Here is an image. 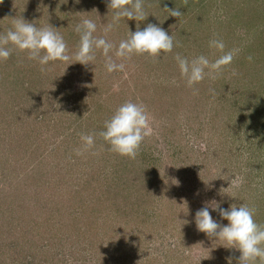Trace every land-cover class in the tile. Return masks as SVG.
Here are the masks:
<instances>
[{"label": "rangeland", "instance_id": "rangeland-1", "mask_svg": "<svg viewBox=\"0 0 264 264\" xmlns=\"http://www.w3.org/2000/svg\"><path fill=\"white\" fill-rule=\"evenodd\" d=\"M107 4L0 0L1 19L29 12V23L48 22L70 56L79 42L75 25L95 20L94 35L110 41L109 55L125 65L107 72L96 50L92 65L41 66L14 46L10 65L0 61V82L29 86L26 93L0 89V104L19 108H0V264H238L239 250L198 231L194 216L210 201L225 209L245 203L264 225V0H145L144 21L121 19L105 34ZM166 8L183 14L171 17ZM149 23L172 35V52L116 57L128 31ZM213 38L238 54L201 87H189L174 56L214 61L221 53L209 47ZM43 86L48 99L39 101ZM129 100L146 106L153 127L134 159L99 136ZM87 134L95 143L85 149ZM238 174L244 183L233 190Z\"/></svg>", "mask_w": 264, "mask_h": 264}, {"label": "clouds", "instance_id": "clouds-1", "mask_svg": "<svg viewBox=\"0 0 264 264\" xmlns=\"http://www.w3.org/2000/svg\"><path fill=\"white\" fill-rule=\"evenodd\" d=\"M144 3L145 0H108L107 7L112 10V22L104 26L105 34L121 19L144 21L149 16L145 12ZM166 9L171 17H180L183 14L178 8ZM74 31L79 34V42L74 55L70 56L67 54V44L56 28L48 22L43 27H37L20 16L13 21L12 28L0 34V61L11 56L13 48L8 45L27 52L28 58L41 66L56 60L92 65L96 59L95 51L101 50L106 57L107 72L123 71L125 65L115 63L109 55L114 45L104 37L94 35L97 31L95 20L82 19L75 25ZM209 47L221 53L214 61H210L205 55H198L191 60L180 54L174 56L179 73L189 87L201 82L210 73H219L224 66L231 64L239 51L238 49L225 51L224 42L216 38L209 41ZM173 48L172 35L163 28L149 23L142 30L137 27L135 32L128 31L127 37L116 46L115 56L126 58L133 54H147L157 57L161 52H172ZM150 121L146 106L129 100L113 111L110 118L104 122L99 136L110 145L112 152L134 159L143 140L153 134ZM81 140L85 149L91 148L95 143V135H82ZM243 183V175L238 174L230 179L229 186L233 190H238ZM210 209L217 211L227 224L217 222ZM254 215L255 208L245 203L238 206L232 204L225 209L219 202L210 201L196 211L194 223L198 231L205 233L209 238L215 237V240L224 242L219 246L239 250L238 264H257L258 261L264 264V225L258 224Z\"/></svg>", "mask_w": 264, "mask_h": 264}, {"label": "trees", "instance_id": "trees-1", "mask_svg": "<svg viewBox=\"0 0 264 264\" xmlns=\"http://www.w3.org/2000/svg\"><path fill=\"white\" fill-rule=\"evenodd\" d=\"M202 1V0H201ZM4 11H7V10H4ZM26 12H28V10L26 9ZM20 14V13H19ZM29 15V12L28 13H26V15H24V16H22L23 17V19H25L26 21H27V16ZM59 16V20H60V18L63 16L60 12H59V15L58 14H56V17H58ZM18 18V17H17ZM17 18H15L14 17V20L15 19H17ZM10 20H6V18H5V16H4V18L3 19H1L0 18V31H7V30H9L10 28H12V26H13V22H10L11 21V19H13V18H9ZM13 20V21H14ZM33 24H35V23H33ZM1 33V32H0ZM76 40H79L77 37L75 38ZM12 45H8V47H11ZM11 57H9V59H10ZM26 60V59H25ZM4 61H10V60H4ZM258 62V61H257ZM10 63H11V61L8 63V65H10ZM25 65H26V67H27V60L25 61ZM7 67H9V66H7ZM6 67V68H7ZM5 68V69H6ZM33 70V69H32ZM22 71V73L24 74V76H26V74L28 75V72H27V70L25 69H23V70H21ZM4 72L5 71H1L0 70V79H1V77L3 76V74H4ZM13 71H11L10 72V74L12 73ZM32 73H33V71H31ZM33 74H35V73H33ZM4 77V76H3ZM29 78H31V77H29ZM2 79H4V78H2ZM203 85V83L202 82H199L198 83V87H201ZM28 86V84H26V86L25 87H20L21 88V90L24 92V93H26V90H27V88L29 87H27ZM41 85H39V87H40ZM7 88H11L12 89V91H10V90H8ZM19 88V89H20ZM0 89L1 90H4V91H8L10 94L11 93H13V94H15L16 93V91H19V89H16V88H14V87H12L9 83H7L6 81H4V82H0ZM30 89V88H29ZM28 89V90H29ZM23 93V94H24ZM40 93H41V95H42V97H40V100L39 101H41V99L43 98V100H47L48 99V95L45 93V89H44V86L42 87V88H40ZM1 94V93H0ZM22 95V94H21ZM20 95V96H21ZM12 98H13V95L11 96ZM14 98H15V96H14ZM27 99H29V97H27ZM13 103V102H12ZM12 103L11 102H2L1 104H0V108L2 109L1 110V112L2 113H4L7 109L6 108H11V109H13L14 110V106H12ZM39 104V103H38ZM15 107H16V105H15ZM18 110H19V108H16L14 111H15V113L16 112H18ZM189 110V109H188ZM190 111V110H189ZM2 120V119H1ZM1 120H0V124H1ZM262 126H264V125H262ZM256 132L257 133H259L258 132V130H256Z\"/></svg>", "mask_w": 264, "mask_h": 264}]
</instances>
